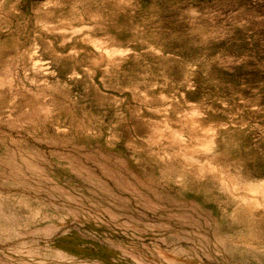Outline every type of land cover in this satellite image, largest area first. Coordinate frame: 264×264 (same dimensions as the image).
Here are the masks:
<instances>
[{
    "label": "rangeland",
    "instance_id": "1",
    "mask_svg": "<svg viewBox=\"0 0 264 264\" xmlns=\"http://www.w3.org/2000/svg\"><path fill=\"white\" fill-rule=\"evenodd\" d=\"M0 264H264V0H0Z\"/></svg>",
    "mask_w": 264,
    "mask_h": 264
},
{
    "label": "bare ground",
    "instance_id": "2",
    "mask_svg": "<svg viewBox=\"0 0 264 264\" xmlns=\"http://www.w3.org/2000/svg\"><path fill=\"white\" fill-rule=\"evenodd\" d=\"M94 44L96 45V46H98V47H101V42H99L98 40H94ZM210 142H212L211 140H209V141H206V143H204L203 144V146H208V144L210 143Z\"/></svg>",
    "mask_w": 264,
    "mask_h": 264
}]
</instances>
